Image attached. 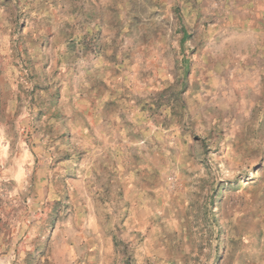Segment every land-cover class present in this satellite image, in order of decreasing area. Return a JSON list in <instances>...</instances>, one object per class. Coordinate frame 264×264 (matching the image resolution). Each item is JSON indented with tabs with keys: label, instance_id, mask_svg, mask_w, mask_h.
<instances>
[{
	"label": "rangeland",
	"instance_id": "rangeland-1",
	"mask_svg": "<svg viewBox=\"0 0 264 264\" xmlns=\"http://www.w3.org/2000/svg\"><path fill=\"white\" fill-rule=\"evenodd\" d=\"M0 264H264V0H0Z\"/></svg>",
	"mask_w": 264,
	"mask_h": 264
}]
</instances>
